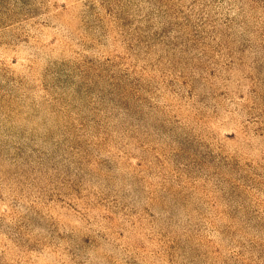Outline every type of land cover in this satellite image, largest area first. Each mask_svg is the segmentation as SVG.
I'll list each match as a JSON object with an SVG mask.
<instances>
[{"label":"rangeland","instance_id":"rangeland-1","mask_svg":"<svg viewBox=\"0 0 264 264\" xmlns=\"http://www.w3.org/2000/svg\"><path fill=\"white\" fill-rule=\"evenodd\" d=\"M0 264H264V0H0Z\"/></svg>","mask_w":264,"mask_h":264}]
</instances>
